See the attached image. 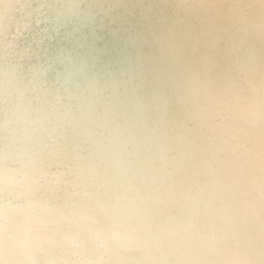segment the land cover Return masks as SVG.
<instances>
[{"label":"clouds","instance_id":"obj_1","mask_svg":"<svg viewBox=\"0 0 264 264\" xmlns=\"http://www.w3.org/2000/svg\"><path fill=\"white\" fill-rule=\"evenodd\" d=\"M120 2L0 0V264H264V0L100 66Z\"/></svg>","mask_w":264,"mask_h":264},{"label":"bare ground","instance_id":"obj_2","mask_svg":"<svg viewBox=\"0 0 264 264\" xmlns=\"http://www.w3.org/2000/svg\"><path fill=\"white\" fill-rule=\"evenodd\" d=\"M199 28L200 20L183 14L175 7V0H121L103 27L94 33L86 32L98 64L116 68L135 60L156 65L160 60V42L169 33L191 35ZM59 43L71 46L68 42Z\"/></svg>","mask_w":264,"mask_h":264}]
</instances>
